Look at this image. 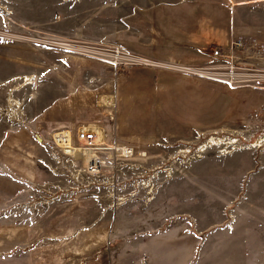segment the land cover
I'll return each instance as SVG.
<instances>
[{
    "label": "rangeland",
    "instance_id": "obj_1",
    "mask_svg": "<svg viewBox=\"0 0 264 264\" xmlns=\"http://www.w3.org/2000/svg\"><path fill=\"white\" fill-rule=\"evenodd\" d=\"M165 2L0 0V264H264V145L251 147L264 138V45L234 31L227 0L201 1L218 19L199 25L207 63L180 72L252 92L237 115L163 139L116 130L128 92H149L159 72L129 48L147 50L148 18L182 13ZM104 96L113 109L96 106ZM82 125L145 155L99 154L106 165L89 173L49 136Z\"/></svg>",
    "mask_w": 264,
    "mask_h": 264
},
{
    "label": "crops",
    "instance_id": "obj_2",
    "mask_svg": "<svg viewBox=\"0 0 264 264\" xmlns=\"http://www.w3.org/2000/svg\"><path fill=\"white\" fill-rule=\"evenodd\" d=\"M201 1L177 0L174 3L167 0L160 7L167 6L169 9L179 6L182 13L171 16L167 12L162 13L159 20L155 17L151 21L147 19L146 25L150 32L145 40L149 44L147 50L142 54L138 53L141 51L137 48L130 47L129 50L156 63L151 68L159 69V72L154 73L152 82L146 81L151 86L149 92L130 95L128 92L124 105L126 113L120 120L117 118V132L128 129L131 138L163 139L177 132L218 130L226 126L244 106L243 102L254 95L248 90L229 92L181 74L180 69L183 67H204L207 63V53L200 54L195 50L200 46L197 42V37L201 35L199 25L215 26L218 19L215 11L206 2L202 5ZM227 1L231 16L238 20L233 27L234 31L245 40H256L264 45V0ZM155 10L151 9L150 12ZM253 10L256 13L255 20ZM158 39L162 42L160 45ZM214 47L223 49L217 45ZM115 100L117 102L116 96L115 99L113 96L100 97L96 106L113 109ZM21 173L27 179L33 178L31 171L27 175L24 171ZM152 200L153 197L149 202Z\"/></svg>",
    "mask_w": 264,
    "mask_h": 264
},
{
    "label": "built area",
    "instance_id": "obj_3",
    "mask_svg": "<svg viewBox=\"0 0 264 264\" xmlns=\"http://www.w3.org/2000/svg\"><path fill=\"white\" fill-rule=\"evenodd\" d=\"M240 47L239 43H235L234 41L231 43L229 47V52H232L233 49H236ZM210 57L213 58H223L221 55V52L219 49H214L210 52ZM134 65L139 66H148L153 67L157 64L146 60L143 58H133ZM81 127H78L76 130H60L53 134H50V141L52 144L59 149L61 153L64 155H67L65 151L63 150L60 143H68L72 147H74V144L79 145L82 149L81 150H91L96 158V166H98V170L100 171L103 166L106 165L107 160L101 159L98 155L99 154H107L109 153V156H107V159H112L116 162H119L121 160H127L132 159L135 156L141 157L143 154H140V152H137L135 148L130 146H116V144H113L111 140L108 139L105 132L102 128L101 131L103 133V141L97 142V133L94 131H86L81 130ZM69 134V136H68ZM68 156V155H67ZM83 164V163H82ZM98 171V172H99Z\"/></svg>",
    "mask_w": 264,
    "mask_h": 264
},
{
    "label": "bare ground",
    "instance_id": "obj_4",
    "mask_svg": "<svg viewBox=\"0 0 264 264\" xmlns=\"http://www.w3.org/2000/svg\"><path fill=\"white\" fill-rule=\"evenodd\" d=\"M25 81H29L28 79ZM27 84H31V82H27ZM26 84V85H27ZM81 130H86V131H94L97 133V142H102L103 141V133L101 131L100 128L97 127H81ZM69 136V134H68ZM212 143L210 145V147H217L220 146L222 144L221 141H216L213 142L214 139L211 140ZM63 150L65 151V153L71 157L72 159L76 160V161H81L83 163V168L88 171L89 173H99L98 171V166H96L97 162H96V158L95 155L93 154V152L91 150H81L75 147H72L71 145H69L68 143H60ZM236 144V141L233 142H229L228 144H225L227 147H232ZM264 145V138H259L251 147L252 148H256V147H261ZM209 146L207 147H202V149H200V153H204L206 151V149H208ZM236 148H233V151H235ZM228 154L227 152H224V155ZM198 159H201V157H198Z\"/></svg>",
    "mask_w": 264,
    "mask_h": 264
}]
</instances>
